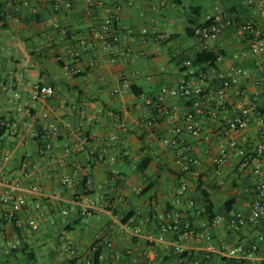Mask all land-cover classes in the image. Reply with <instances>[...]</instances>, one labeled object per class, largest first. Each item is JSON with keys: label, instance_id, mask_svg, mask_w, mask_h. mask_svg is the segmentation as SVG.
I'll list each match as a JSON object with an SVG mask.
<instances>
[{"label": "crops", "instance_id": "1", "mask_svg": "<svg viewBox=\"0 0 264 264\" xmlns=\"http://www.w3.org/2000/svg\"><path fill=\"white\" fill-rule=\"evenodd\" d=\"M107 9L117 17L116 44L96 37ZM207 18L226 25L218 41L197 33ZM247 21L264 29L258 0H0V121L8 124L0 136V214L11 211L12 201H25L10 221L0 219V264H86L95 243L102 256L95 264H131L132 257L173 264L166 246L144 236L163 233L170 241L177 215L211 237L182 241L195 254L210 243L254 240L259 228L229 231L225 221L208 222L201 196L204 189L215 217L229 216L225 203L233 198L230 213L246 210L247 178L229 166L237 159L229 156L223 127L244 102L255 98L264 105V55L248 54L236 36V26ZM125 45L131 53L110 63ZM206 52L223 59L197 63ZM185 58L196 73L193 85L199 83L197 73L206 76L196 136L184 130L182 119L192 108L178 100H165L178 119L162 118L153 128L146 124L161 89L187 79ZM235 67L245 75L221 96L212 71ZM34 85L51 86L53 97L34 100ZM43 112L48 119H42ZM48 124L55 125L57 136L41 151L49 134L39 136ZM175 128H181L180 144L163 145ZM246 135L256 139L253 117ZM112 138L120 141L111 146L115 162L99 161ZM223 147L227 156L218 165ZM189 159L200 165L185 171ZM137 228L139 236L133 234ZM6 240L15 247L2 245ZM258 255L264 257V243Z\"/></svg>", "mask_w": 264, "mask_h": 264}, {"label": "built area", "instance_id": "2", "mask_svg": "<svg viewBox=\"0 0 264 264\" xmlns=\"http://www.w3.org/2000/svg\"><path fill=\"white\" fill-rule=\"evenodd\" d=\"M80 2L83 0H74ZM258 7L260 16L264 17V0H258ZM212 22L209 25H200L197 33L200 37L209 39L213 42L218 41L220 35L223 33L224 25L219 18H207ZM117 17L111 13L109 9L105 11V15L102 19L100 30L96 33V37L100 41H108L109 43L116 44L120 40V34L115 27ZM130 32L126 33L125 42L127 43ZM237 38L243 42L246 46L247 53L250 55L258 56L264 55V29L259 28L253 21H247L240 26L236 31ZM131 53V49L128 45L120 51H117L116 56L111 55L109 58L110 63H115L118 56L125 57ZM223 57L218 55L216 61H221ZM211 63V62H210ZM185 69L184 76L187 79H183L175 87H163L160 93L156 97L155 101V113L146 119L148 127L157 126L162 118L178 119L179 115L176 109H170L165 105L166 99L178 100L184 103H189L192 110L186 112L182 119L185 123L184 130L193 136H196L201 131V124L198 115L202 113L204 102L201 99L203 93V83L206 76L203 73H197L199 83L193 85L191 78L195 76V71L192 67V61L189 58H185L182 62ZM215 75V79L218 81L219 93L222 96L231 87L239 84L240 79L245 75V71L240 67H235L224 71H212ZM122 87L129 89L128 82H124ZM31 97L34 100L46 102L54 95V89L51 86L34 85L30 90ZM18 94L15 97L18 98ZM84 111L80 112V118L84 119ZM253 117L255 123L256 139L251 140L246 131L248 128L249 120ZM49 114L47 112L42 113V119H48ZM8 128V124L5 121H0V131ZM42 133L39 137L45 135L44 131L48 132L49 136L41 143V151H47L51 148V139H55L57 136V128L53 124L43 126ZM181 128H175L172 131V136L168 139H162L163 145L169 147H176L180 144L179 134ZM16 135H19L16 133ZM223 135L229 137V156L233 155L237 161L233 162L229 166L241 175H246L247 182L242 188L243 195L246 199V210L244 212L229 213L228 217L217 216L214 217L212 224L215 226L220 225L225 221L229 231H237L246 225H251L254 228H259L260 232L255 236L254 240L248 244H220L214 246L212 243L208 245L206 249L201 250L200 253H194L191 250L185 248L182 241L191 237L196 239H204L210 241L211 237L203 235L195 229L189 222H181L179 215H177L173 221V228L175 232L172 233L170 241L166 242L163 233L158 235H145L144 240L150 244H163L166 246L164 249L170 251V253H164L167 257L173 259V264H264V257L258 255L261 243H264V105H258L256 99L252 101H246L239 107L238 115L229 120L223 127ZM35 137L38 134L35 133ZM45 137V136H43ZM46 138V137H45ZM120 141L112 138L108 147L101 151L98 156V160L104 163L113 164L115 157L111 154V146L118 145ZM227 151L223 147L220 149L216 164L222 165L225 162ZM200 165L198 159H189L183 167L187 171L190 166ZM67 182V180H64ZM1 184V181H0ZM179 190L177 195H181ZM9 198L3 199V202L8 201ZM179 203V202H178ZM25 205L24 199H17L11 202V211L7 214H0V219L10 221L13 218L15 212L21 210ZM193 203L190 202L189 206ZM29 225L32 228H36L35 222L30 221ZM178 225L181 226L178 229ZM180 231V232H179ZM135 236L141 235L139 228L133 231ZM2 245L14 248L15 245L12 241H3ZM104 246L109 248L111 244L109 241L104 243ZM1 250V244H0ZM92 261H86V264H95V257L101 259L99 255V245L93 244L90 249ZM127 255L132 257L130 251H127ZM163 261V259H162ZM131 264H159L154 259L144 258L137 260L132 257Z\"/></svg>", "mask_w": 264, "mask_h": 264}, {"label": "trees", "instance_id": "3", "mask_svg": "<svg viewBox=\"0 0 264 264\" xmlns=\"http://www.w3.org/2000/svg\"><path fill=\"white\" fill-rule=\"evenodd\" d=\"M212 21L209 20L206 23H204V26L209 25ZM237 29L240 28V26H236ZM216 61V55L211 53V52H206L203 53L201 55L197 56V63H202V62H215ZM3 134V131H0V136ZM198 187L201 189V185H198ZM201 196H202V202H203V208H204V213L206 215V218L208 220V222H212L214 217H215V213H214V208H213V204L209 199V195L206 193V191L203 189H201ZM236 200L230 199L229 202L225 203V211L227 213H230L232 210L233 205L235 204ZM97 261V257H95V262Z\"/></svg>", "mask_w": 264, "mask_h": 264}]
</instances>
